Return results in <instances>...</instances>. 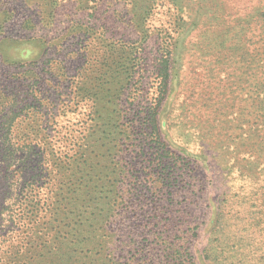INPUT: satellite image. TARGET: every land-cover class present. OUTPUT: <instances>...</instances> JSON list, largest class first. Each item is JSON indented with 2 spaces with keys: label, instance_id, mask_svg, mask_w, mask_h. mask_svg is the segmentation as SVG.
<instances>
[{
  "label": "rangeland",
  "instance_id": "rangeland-1",
  "mask_svg": "<svg viewBox=\"0 0 264 264\" xmlns=\"http://www.w3.org/2000/svg\"><path fill=\"white\" fill-rule=\"evenodd\" d=\"M142 27L150 36L143 46L148 83L157 43L175 40L160 124L193 179L180 181L176 174L171 181L179 184L161 182L151 169L152 151L139 153L131 168L141 190L134 198L137 242L156 231L147 221L160 216L154 213L160 208L176 217L178 231L190 228L197 264H264V159L255 181L251 165L239 172L246 146L259 144L254 127L264 94V0H0V110L9 101L4 97H15L16 110L28 102L33 79L42 90L54 85L40 59L46 50L70 78L85 64L79 49L87 35L138 46ZM6 175L0 155V208L9 198ZM170 191L177 198L166 208ZM218 235L228 241L219 243Z\"/></svg>",
  "mask_w": 264,
  "mask_h": 264
},
{
  "label": "trees",
  "instance_id": "trees-1",
  "mask_svg": "<svg viewBox=\"0 0 264 264\" xmlns=\"http://www.w3.org/2000/svg\"><path fill=\"white\" fill-rule=\"evenodd\" d=\"M174 25L179 29L178 20ZM146 31L142 27L138 46L87 35L79 49L85 64L70 78L46 50L40 59L54 85L42 90L33 79L28 102L18 110L14 96L4 97L9 101L0 110V155L9 198L0 208V264H197L190 228L178 231L176 217L160 208L154 212L160 216L147 221L156 231L137 242L134 198L141 190L131 168L139 153L152 151L151 169L163 176L161 182L193 179L160 124L175 40L157 43L148 83ZM55 92L58 104L51 100ZM261 92L254 127L259 144L246 146L247 158L239 163L246 162L241 174L246 164L253 167L248 172L254 181L264 159ZM176 174L181 180L171 181ZM174 193L165 207L177 198ZM216 240L228 241L219 235Z\"/></svg>",
  "mask_w": 264,
  "mask_h": 264
}]
</instances>
